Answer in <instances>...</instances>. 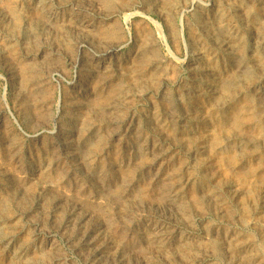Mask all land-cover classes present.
<instances>
[{"label": "rangeland", "instance_id": "obj_1", "mask_svg": "<svg viewBox=\"0 0 264 264\" xmlns=\"http://www.w3.org/2000/svg\"><path fill=\"white\" fill-rule=\"evenodd\" d=\"M263 42L264 0H0V264H263Z\"/></svg>", "mask_w": 264, "mask_h": 264}, {"label": "bare ground", "instance_id": "obj_2", "mask_svg": "<svg viewBox=\"0 0 264 264\" xmlns=\"http://www.w3.org/2000/svg\"><path fill=\"white\" fill-rule=\"evenodd\" d=\"M46 4V3H45ZM101 31V30H100ZM104 31V30H103ZM116 34V33H115ZM230 34V33H229ZM114 35V34H113ZM261 35V34H260ZM105 36V35H104ZM262 36V35H261ZM264 43V42H263ZM228 48H230V47H228ZM241 48V47H240ZM254 51H257V50H254ZM256 53V52H255ZM237 54V53H236ZM150 55V54H149ZM238 55V54H237ZM245 55V54H244ZM147 56V55H146ZM177 57V56H176ZM199 57V56H198ZM234 59V58H233ZM242 59V58H241ZM240 60V59H239ZM245 62V61H244ZM251 63V62H250ZM247 64H248V62H247ZM262 64V63H261ZM257 68V67H256ZM260 68V67H259ZM207 69V68H206ZM195 70V69H194ZM201 70V69H200ZM199 70V71H200ZM253 71V70H252ZM201 72V71H200ZM231 74V73H230ZM250 74V73H249ZM234 76V75H233ZM229 80V79H228ZM240 80V79H239ZM106 82V81H105ZM241 82V81H240ZM238 83V82H237ZM220 84V83H219ZM228 84V83H227ZM206 85V84H205ZM229 85V84H228ZM242 85V84H241ZM238 86H240V85H238ZM118 87V86H117ZM223 87H225V86H223ZM196 88V87H195ZM213 88V87H212ZM231 88V87H230ZM227 89V88H226ZM208 90V89H207ZM213 90V89H212ZM224 91V90H223ZM120 92V91H119ZM219 92V91H218ZM237 93V92H236ZM241 95V94H240ZM212 96V95H211ZM213 96H216V95H213ZM217 97V96H216ZM228 97V96H227ZM213 98H215V97H213ZM226 98V97H225ZM223 99V98H222ZM218 100V99H217ZM246 100V99H245ZM244 100V101H245ZM223 101V100H222ZM225 102V101H224ZM254 102V101H253ZM247 105V104H246ZM257 106V105H256ZM120 110V109H119ZM219 110V109H218ZM257 111V110H256ZM262 111V110H261ZM251 113H253V112H251ZM255 113V112H254ZM253 113V114H254ZM248 120V119H247ZM262 125V124H261ZM251 131V130H250ZM254 135V134H253ZM99 136V135H98ZM236 136V135H235ZM243 136H244V134H243ZM246 137V136H245ZM216 138V137H215ZM204 139V138H203ZM216 142V141H215ZM94 154V153H93ZM90 157V156H89ZM86 158V157H85ZM88 163V162H87ZM213 163V162H212ZM121 187V186H120ZM172 190V189H171ZM177 193V192H176ZM119 194V193H118ZM180 194V193H179ZM171 195V194H170ZM172 196V195H171ZM114 227V226H113ZM116 227V226H115ZM4 229V228H3ZM229 232V231H228ZM147 233V232H146ZM177 240V239H176ZM157 242V241H156ZM181 242V241H180ZM235 242V241H234ZM159 243V242H158ZM238 243H239V241H238ZM244 246V245H243ZM159 247V246H158ZM238 247V246H237ZM236 253V252H235ZM240 254V253H239ZM243 254V253H242ZM246 256V255H245ZM256 257V256H255ZM149 258V257H148ZM247 259V258H246ZM252 263V262H251ZM264 264V263H263Z\"/></svg>", "mask_w": 264, "mask_h": 264}]
</instances>
